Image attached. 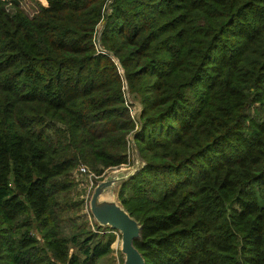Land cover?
<instances>
[{"label":"trees","instance_id":"1","mask_svg":"<svg viewBox=\"0 0 264 264\" xmlns=\"http://www.w3.org/2000/svg\"><path fill=\"white\" fill-rule=\"evenodd\" d=\"M44 1L0 0V264H103L121 235L71 217L74 175L133 136L146 264H264V0H114L115 60L107 0Z\"/></svg>","mask_w":264,"mask_h":264},{"label":"water","instance_id":"2","mask_svg":"<svg viewBox=\"0 0 264 264\" xmlns=\"http://www.w3.org/2000/svg\"><path fill=\"white\" fill-rule=\"evenodd\" d=\"M136 106L138 109L136 120L140 124L142 107L139 104ZM132 143V147L136 150V157L133 158L134 161L137 158L136 166L132 169H118L99 181L92 193L89 209L99 227L111 228L120 233L124 264H146L144 256L135 246V242L142 239V227L119 201V192L122 186L145 166L139 156L134 136Z\"/></svg>","mask_w":264,"mask_h":264},{"label":"rangeland","instance_id":"3","mask_svg":"<svg viewBox=\"0 0 264 264\" xmlns=\"http://www.w3.org/2000/svg\"><path fill=\"white\" fill-rule=\"evenodd\" d=\"M39 0H21L22 2V5L23 7H25L27 9V11L29 13H33L36 9H37V6H36V2H38ZM137 105V104H136ZM135 105V108H132L133 111H136L137 110V106ZM133 145V143H132ZM132 158H131V164L130 167L129 166H122L121 168H118V169H132L136 166V159L135 161L133 160L134 157H136V150H134V148L132 147ZM89 172H91L88 168H86ZM118 169H114V170H110V171H107L106 176L108 174H111L112 172L118 170ZM94 173L91 172V175L89 174H82L79 172L78 173H75L74 176H76V179H77V182L79 183L78 185V188L74 191L73 193V200L74 202H79L80 200L83 201L84 200V206H82L81 208V211L80 209H76L73 212H71V217L73 218H82L83 215H87L88 217V220H89V223L93 229V231H97L96 228L94 227L93 223H95V220L93 217L90 216V209L89 208V202H90V199L92 197V193L95 189V187L97 186V183L100 181L101 177L95 175ZM103 177V176H102ZM118 191V190H117ZM116 191V192H117ZM115 192V193H116ZM74 214H77L74 216ZM92 215V214H91ZM70 217V216H69ZM69 225L66 229L67 233H70L71 232V228H73V225L74 224H80V220L78 222H75L73 220V222H68ZM99 233V232H97ZM116 235V241L115 243L112 245V249H113V254H111L106 260H104L102 263L103 264H121V256L122 253H121V238L119 236V234L115 233Z\"/></svg>","mask_w":264,"mask_h":264},{"label":"built area","instance_id":"4","mask_svg":"<svg viewBox=\"0 0 264 264\" xmlns=\"http://www.w3.org/2000/svg\"><path fill=\"white\" fill-rule=\"evenodd\" d=\"M114 0H107L106 1V4L105 6L103 7V18H102V21L101 23L99 24V26L97 27V32H96V35H95V46H96V53L97 55H106V56H109L111 58L114 59V55L109 53L102 45L101 43V36H102V33L105 29V26H106V18L111 15L112 11H113V8H112V4H113ZM126 98H127V103H132V100H131V97L130 95L127 93L126 94ZM135 108V107H134ZM138 114V109L136 111H133L132 110V116L133 118H135L136 120V116ZM80 173L82 174H89L91 175V172H89L86 167H81L80 170H79ZM95 176V175H93Z\"/></svg>","mask_w":264,"mask_h":264},{"label":"crops","instance_id":"5","mask_svg":"<svg viewBox=\"0 0 264 264\" xmlns=\"http://www.w3.org/2000/svg\"><path fill=\"white\" fill-rule=\"evenodd\" d=\"M39 2L42 4V5H46V2L44 0H39Z\"/></svg>","mask_w":264,"mask_h":264}]
</instances>
